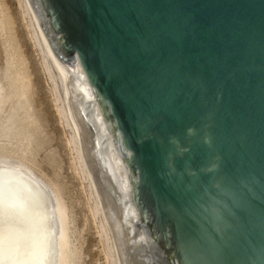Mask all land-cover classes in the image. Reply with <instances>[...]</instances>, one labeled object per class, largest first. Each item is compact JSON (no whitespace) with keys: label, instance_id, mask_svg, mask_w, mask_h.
Returning <instances> with one entry per match:
<instances>
[{"label":"water","instance_id":"1","mask_svg":"<svg viewBox=\"0 0 264 264\" xmlns=\"http://www.w3.org/2000/svg\"><path fill=\"white\" fill-rule=\"evenodd\" d=\"M38 1L123 152L155 264H264V0Z\"/></svg>","mask_w":264,"mask_h":264},{"label":"bare ground","instance_id":"2","mask_svg":"<svg viewBox=\"0 0 264 264\" xmlns=\"http://www.w3.org/2000/svg\"><path fill=\"white\" fill-rule=\"evenodd\" d=\"M16 3L63 130L84 224L94 229L103 264H155L139 226L129 166L79 61L56 52L38 0ZM0 25L2 33L1 18ZM16 53L7 52L0 76V264H82L80 232L59 173L50 176L35 160L46 141H39L41 117Z\"/></svg>","mask_w":264,"mask_h":264},{"label":"rangeland","instance_id":"3","mask_svg":"<svg viewBox=\"0 0 264 264\" xmlns=\"http://www.w3.org/2000/svg\"><path fill=\"white\" fill-rule=\"evenodd\" d=\"M19 17L16 0H0V18L5 28L0 33V76L7 67V52H17V61L25 62L32 83L30 98L37 114L41 117L43 132L39 141L41 143L46 141L36 154L35 160L38 162V168L50 176H53L56 171L59 173L58 180L64 187L65 197L75 214L76 229L80 232L82 264H103L94 229L91 225L84 224L85 206L80 195L78 181L69 170L63 130L56 119L47 83L44 81L37 57Z\"/></svg>","mask_w":264,"mask_h":264}]
</instances>
